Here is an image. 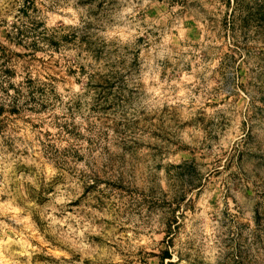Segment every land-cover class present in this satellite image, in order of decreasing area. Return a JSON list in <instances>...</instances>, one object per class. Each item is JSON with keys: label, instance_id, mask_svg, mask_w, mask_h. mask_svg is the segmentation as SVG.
I'll return each instance as SVG.
<instances>
[{"label": "rangeland", "instance_id": "obj_1", "mask_svg": "<svg viewBox=\"0 0 264 264\" xmlns=\"http://www.w3.org/2000/svg\"><path fill=\"white\" fill-rule=\"evenodd\" d=\"M0 253L264 264V0H0Z\"/></svg>", "mask_w": 264, "mask_h": 264}, {"label": "trees", "instance_id": "obj_2", "mask_svg": "<svg viewBox=\"0 0 264 264\" xmlns=\"http://www.w3.org/2000/svg\"><path fill=\"white\" fill-rule=\"evenodd\" d=\"M165 255H164V257H162L163 258V260H162V262H165V260H170V261H172V254L170 253V251L169 250H167V251H165V253H164ZM168 264H173L172 262H170V263H168Z\"/></svg>", "mask_w": 264, "mask_h": 264}, {"label": "clouds", "instance_id": "obj_3", "mask_svg": "<svg viewBox=\"0 0 264 264\" xmlns=\"http://www.w3.org/2000/svg\"><path fill=\"white\" fill-rule=\"evenodd\" d=\"M145 2L147 3V0H145ZM126 12L131 13L132 9H127ZM0 264H3V253H0Z\"/></svg>", "mask_w": 264, "mask_h": 264}]
</instances>
